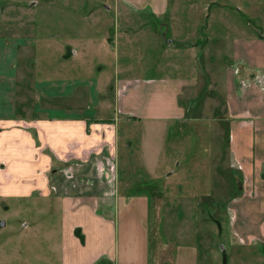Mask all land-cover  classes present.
<instances>
[{"label":"crops","instance_id":"1","mask_svg":"<svg viewBox=\"0 0 264 264\" xmlns=\"http://www.w3.org/2000/svg\"><path fill=\"white\" fill-rule=\"evenodd\" d=\"M23 2L12 4L20 12ZM115 9L146 14L136 15L146 20L145 41L160 47L165 58L159 62L162 76L116 83L114 106L134 118L164 126L185 121V132L199 138H203V128L207 130L202 121L209 115L212 131L219 129L223 138V168L236 166L235 161L239 164V193L226 203L236 213L235 237L217 246L209 237L183 240L181 234L174 236L178 234L174 223L171 238L161 218L165 212H182L178 189L158 192L159 203L155 200L152 210L143 207L141 211L134 206L137 199L126 192L121 195L116 129L113 119L105 118L112 87L98 96L93 115L31 117L36 107L32 101L38 100L36 80L18 68L14 76L2 71L8 60L16 65L22 61L23 48L11 45V21L2 13L0 22L4 26L5 21L9 32L0 36V197L48 198V214L58 216L59 222L53 230L47 227L41 264H50L54 254L59 264H264V32L262 24L249 20L234 23L228 12L264 15V0H117ZM21 18L14 17L20 32ZM169 20L176 27L171 38L163 33L164 28L166 35L170 33ZM139 30L129 28L125 33L135 35ZM16 36L19 43H25L22 39L32 43V36ZM32 50L25 46L23 52L31 55ZM126 81L131 83L120 100L117 90ZM110 157L114 158L113 173ZM204 192L206 197L213 195ZM209 205L215 222L214 204ZM21 224L25 230L29 227V222ZM53 231L59 234L57 245L51 241ZM238 238L245 242L241 244ZM217 247L220 262L214 254ZM182 250L189 254L182 258ZM37 256V252L26 255L39 260ZM229 256L235 262L229 263ZM19 264L28 263L21 260Z\"/></svg>","mask_w":264,"mask_h":264},{"label":"rangeland","instance_id":"2","mask_svg":"<svg viewBox=\"0 0 264 264\" xmlns=\"http://www.w3.org/2000/svg\"><path fill=\"white\" fill-rule=\"evenodd\" d=\"M12 1H24L21 3L24 8L19 12ZM116 1L0 0V15H8L11 21V45L15 43L18 48L23 47L22 61L19 64L16 62V65L8 60L2 71L7 76H14L18 68L28 77L30 72L32 79L36 80L38 100L35 103L32 101L33 108L34 104L36 107L35 115L31 117L60 118L64 113L93 115L100 102L98 96L110 87L112 96L116 83L163 75L159 62L165 57L160 54V47L147 44L144 36L146 20L136 16L146 14L141 11H117ZM228 12L230 19L238 23L249 20L253 25L262 24L264 32V15H242L233 9ZM20 15L22 18L18 22L21 23V32L18 18L14 19ZM173 23L169 20V35H166L167 29H163L167 38H171L176 29ZM2 26L3 22H0V36H8L5 21ZM129 28L140 30L131 35L125 33ZM16 34L32 36V43H27L26 39H22L25 43H19ZM25 46L32 47L31 55L23 52ZM146 46L150 47L149 51ZM12 55L13 52L8 59ZM127 57L130 60L128 63ZM156 65L158 67H154ZM120 108L114 106L112 96L105 118H112L116 129L119 148L116 164L118 162L120 176L119 183L117 180L116 183L121 195L126 192L132 199H137L134 206H139L141 211L143 207L152 210L155 200L159 203L156 199L158 192L168 193L170 189H178L181 195L176 198L180 197L183 209L177 214L165 212V217H162L165 219L161 218V221H166L168 228L164 232L171 237V228L177 223L178 234L174 236L181 234L183 240L188 236L194 239L201 236L203 239L209 237L216 246L219 242L224 245L231 242L235 237L233 225L236 213L228 210L226 203L238 195L241 177L237 165L230 167L228 164L227 169L223 168L226 166L225 153L224 164L220 162L223 138L218 135L219 129L212 131L214 125L210 123L209 115L206 114L202 121V126L207 130L203 128V138H199L197 134L185 132V121L174 123L171 127L164 126L156 121L134 118ZM170 172L174 173L166 176ZM204 191H211L212 197L201 194ZM169 203L172 204V201ZM211 203L214 204L212 215L215 222L210 217ZM48 204L47 197H0V221L5 222L0 227V264H19L21 260H26L28 264H41L47 230H53L59 222L58 216L48 214ZM197 206L198 211L195 210ZM150 215L153 218L152 211ZM22 221L29 222L26 230L22 228ZM51 238L52 243L57 245L59 234L53 231ZM185 245L187 248L192 246L182 244V247ZM36 252L39 260L27 259L26 255ZM188 254V250L180 251L182 258ZM214 254L217 262H220L218 247L214 249ZM52 257L50 264H59L58 255ZM232 259L234 256H229L227 260L229 263L235 262Z\"/></svg>","mask_w":264,"mask_h":264},{"label":"built area","instance_id":"3","mask_svg":"<svg viewBox=\"0 0 264 264\" xmlns=\"http://www.w3.org/2000/svg\"><path fill=\"white\" fill-rule=\"evenodd\" d=\"M130 81H126L125 82V84H124V86L121 88V89H118L117 90V98L118 99H122L123 97H124V93H125V90H126V88L130 85ZM110 160H109V162L108 163H110V168H109V170H110V172L111 173H113L114 172V170H115V165L113 164V160H114V158L113 157H110L109 158ZM111 161V162H110ZM235 163H236V165L239 167V164L235 161ZM264 238V237H263ZM256 239H254V238H251L250 239V241H255ZM238 241L241 243V244H243L244 242H245V240H243L242 238H238Z\"/></svg>","mask_w":264,"mask_h":264},{"label":"water","instance_id":"4","mask_svg":"<svg viewBox=\"0 0 264 264\" xmlns=\"http://www.w3.org/2000/svg\"><path fill=\"white\" fill-rule=\"evenodd\" d=\"M4 224H5V222H4V221H0V227H3V226H4Z\"/></svg>","mask_w":264,"mask_h":264}]
</instances>
